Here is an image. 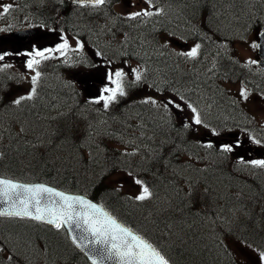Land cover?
Returning <instances> with one entry per match:
<instances>
[{
	"label": "rangeland",
	"instance_id": "obj_1",
	"mask_svg": "<svg viewBox=\"0 0 264 264\" xmlns=\"http://www.w3.org/2000/svg\"><path fill=\"white\" fill-rule=\"evenodd\" d=\"M115 1L116 0H109V6L106 3L105 7L102 9L91 8L89 9V13L86 14L85 11H81L78 9L73 10L72 8H65L68 12L64 13L61 9L55 8V4L59 2L57 0H54V2L52 3L48 2L45 6H42L39 0H35L34 4L39 8L33 7V9L35 11H41L40 9H42L43 13H46L47 15L49 14L51 17H53L54 19L51 20L60 24L61 31L50 30L46 27H40V25L37 24L35 26H37V28L40 29L43 34L49 31L51 33L48 36L43 35L38 38V40L32 41L31 45L28 46L27 49H24L22 47L16 48L15 52L11 48L9 42H7L6 37L10 36V32L16 26L31 25L30 23L32 21V18L16 11L14 7H12L10 11L5 14L2 11V7H0V54H9L5 55L4 60L0 61V73H2V77H5L9 80L8 83L4 84L1 82L0 78V91L5 92V95L4 97L2 96V99L4 98V101H6L9 106H6L3 109L15 112V115L8 113L6 117L0 116V145H2V148L6 149L7 146H13L15 149H17L15 153L18 151L16 156L21 157L23 149L21 147H16L15 143L12 144L10 141H6L3 137L5 134H7V132H18L20 129V124L22 126H27L28 128L32 126V123H30V115L20 116L19 113L21 112L18 111L19 109H23L26 106L29 108L30 106H37V104L43 103L45 105H49L51 114L55 115L58 112L64 110L67 105L73 103V105L75 106L73 110H92V115H99L103 112L107 113V111L103 107V102L99 108L94 104V101L97 100L96 98H99L98 86H115L108 79V73H114L116 70L122 69L126 73L124 84L129 85L128 89H130L129 91L131 96L118 95L121 98V101L119 103L117 101L113 102L111 103V106L107 108L108 112L112 111L113 114L122 115L124 113V117L121 120L120 124V127L122 128L120 136L117 133L111 135V133L106 131L108 123L99 124L96 122V120L92 122L90 121L88 125L89 128L87 126V123V127L85 126L84 129L79 127L81 130H89V132L92 134L90 143H92L95 148L94 154L96 153L97 155V153H104L106 155L107 152L113 153L117 151L116 149L122 152L129 150L131 146L127 145V141L133 140L132 137L128 135V133H130L129 129L134 128L136 130H141L142 125H144L145 123L146 124L144 125V128L148 131L140 132L144 137H148L150 143L159 142V140H153L150 134L153 123H158V118L154 117L158 115L157 112L144 114L140 109H127L125 107V103L130 102L135 105L138 104L139 98H141L143 101L148 98H152L162 104L167 98L175 97L178 100V96L181 95L184 97V102H186V104H191L194 107L205 110L204 118L202 119L204 123L211 120V122L218 121L221 124H211V127L215 130V132L211 133L212 136L215 135L216 137L221 138L223 136V133L226 131L221 130L220 127H224L225 125L223 124L228 123L230 120H234L236 117H240L241 120L250 121V123L244 124V127L238 124L235 125L241 127H233L232 124L229 127L230 129L228 128L227 130L231 131V133H234L235 137L238 138L236 141L232 139L236 144L237 141H239V144H237L238 146H242L244 149L248 148L253 153L254 151L263 153L261 156L256 157L255 154L253 156H249L248 152H244L243 155L247 156L251 160L263 158L264 96H259L251 91H248L249 95L245 100L240 95L243 88L239 83L230 85L226 84L223 86L221 85V82L220 84L214 82L220 86L221 90L224 91L226 96L230 91L233 99L235 100L233 101L234 105H236V107H239L236 100H238V102H241V104L244 105V108L247 111L246 114H236L237 111L233 108V106L228 104L225 107V103L222 101L215 100V102L209 103V105L202 103L206 99L205 96L212 92L211 89H209L205 85V80L209 78L212 79L213 74H208L209 77H207L203 66L201 68L202 72L200 73V75H194L193 71H191L190 74H186L187 70H184L182 68V60L180 58V56H184L179 55V53L187 51H184L183 49L177 50L173 47H168L171 46L169 42V36L159 35L160 39L162 40L161 44H159L160 42L156 41L158 39V36L156 38L152 36V34H154L159 27L163 34H166L167 30H180L185 34H189L190 32H197L198 29L200 30L199 32H201L202 29H209L210 27H212L213 22L212 24H210L209 18L206 17H204V20L200 21V23L192 20H186V8L188 7V5L191 7L194 5L198 6L204 1L191 0L192 4L187 5V3L175 4L176 0H151V3H153L154 1L157 2L158 6H160L163 11L159 14H154L151 17H138L136 19H128L127 16L131 12L141 11L142 9H145L147 7L149 8L150 6L147 4L146 0H118L117 4L114 6ZM218 2L219 1L214 4L215 6H212L209 9L211 10V15L214 16L215 20L221 18L223 31H225L226 33L233 32V34L235 33L234 35H237V37H242L243 35H245L246 30L248 29L247 26L251 25L252 23L244 20V18L246 19V16L237 17L235 16L236 14H231L229 12L221 10L224 4L222 6H218ZM8 4H11L12 6L14 5L11 0H0V6ZM181 5H183L182 8ZM202 8L205 7L200 6V9ZM229 8L230 7L226 5L223 9L228 10ZM167 12L170 13L169 16L167 15ZM191 12L192 14H195L198 11L192 10ZM103 16L104 20L100 18ZM122 16L125 17L124 20L126 22H120V24H118V19ZM261 18L264 21V14ZM238 19L245 21V23L243 22V25L245 27H238L237 25L234 26V23L237 22ZM69 25L73 26L74 29H72V31L63 29ZM221 25L214 26V29L218 31ZM230 28L231 30L229 31ZM214 29H211L210 31L212 32L214 31ZM251 30L252 31H250V35L246 37L247 40H245L244 42H238L236 43V46L235 44L232 46V50L236 52L237 58L239 57V59H243V61L253 60L256 57V49H253L251 47V44L256 41L257 35L255 37L254 33H257V29ZM104 35L110 36L112 40L110 41V38L107 37V39H105ZM84 36L85 39H87V41H90L91 45H93L92 47L86 44L87 41L82 39V37ZM63 38H66L69 44V50H67L66 55H60L59 52H54L52 53L51 58L47 60H41L42 63H45L47 65L51 64V69L48 70L47 67L42 66L41 77L37 85V96L31 101H24L20 106H11V101L13 99L18 96L27 95L30 92L32 88L31 77L35 75V71H39L38 65L35 66L34 70H30L26 67L27 61L31 59V56L28 55V53L30 52L26 54V51L55 48L57 45L63 42ZM76 38H79L81 41L79 42ZM78 43H83V49L78 48ZM216 44L218 43L216 42ZM162 45L165 47V50H161L158 48V46L162 48ZM217 47L221 50V52H224L221 45H218ZM128 52H130L131 58L134 57L138 58L139 60H146V67L145 65L143 66L142 64L137 63L135 60H131L127 55ZM164 52L168 55L161 57ZM45 55H48V53H45ZM37 59L40 58L37 57ZM62 64L64 66L60 68L59 66ZM5 65L11 66L5 67ZM135 68L140 69L142 73V79L138 81L139 83H143L141 88L134 83L135 78L131 70ZM159 68H161V70H159ZM170 68H172V70L174 71V75L179 73V76H175L178 79L182 76L189 75L190 83L186 82L188 84L180 87V90H176L173 85L169 83L171 89L165 93L159 90L156 91L151 89L149 87V83H147L148 81H151L152 83L159 82L162 77L167 82L168 80H170L171 77L167 78L168 75L172 74L171 70H169ZM145 76L146 78H144ZM85 77H88L90 79L87 82H84L83 79H86ZM80 80L83 84H85L84 87L79 82ZM175 83H177V81ZM78 89H80L82 92L85 90L86 92H83V94H81L77 98L76 92L78 91ZM126 90L127 89L124 88L125 93ZM55 92L59 93L60 95H57ZM212 94H215V92H212ZM66 98H70L68 102L65 101ZM73 98H75V100H73ZM210 100L213 101V98L211 97ZM178 102L180 101L178 100ZM146 104H149L151 111H154L155 108H159L152 105L151 103ZM186 104L184 106L183 112H185V114L189 116L188 121L192 122L193 114L191 110L186 106ZM161 108L163 110H166V113L169 114L168 109H165L163 107ZM171 111L173 112V116L175 112H177L179 115L183 113H180V111H177L175 109H171ZM34 112L35 111H33L32 113L34 114ZM228 112L234 114V116L225 115ZM145 116L148 117L146 118ZM35 117L38 116L36 115ZM168 120H171V122L173 121L172 118H169ZM7 123L12 124V127H8ZM211 127L209 126V128ZM195 130L197 131L195 132ZM205 130L206 128L203 124H193V126L190 127V132L192 131L193 133V135L190 136V139H195L196 141L194 143L196 148L194 149L193 154L196 156V160L184 159L181 162L185 166L192 165L201 173L205 172L204 167L206 165H210V163L207 161V157L205 156V151H202L201 149L203 147L205 148L204 145L208 144H204L205 138L208 137L206 135V132L205 134H202V131ZM207 130L210 131L208 128ZM174 132L177 133V131ZM175 133L171 131L169 135L173 134L174 136L180 138V135L178 133ZM182 137L183 134L181 135V138ZM230 137L233 136L225 138L229 139ZM250 137L260 139L262 143L255 144L252 139H250ZM143 147L145 149H148L149 144L146 142L144 143ZM112 149L114 151H112ZM85 152L87 157L92 156L91 154L89 155L87 150H85ZM119 153L121 154V152ZM225 157L228 167L230 166V164L236 162L229 157L228 153L225 154ZM121 160L123 159L121 158ZM218 161H221V159L218 158L217 162ZM128 169L129 168L125 167L123 168V172L114 171L113 181L119 186L120 189L135 196L139 192V186L133 182L134 175H128V172L126 171ZM242 175L247 178L250 174ZM200 177L207 180V176L204 177L203 175H201ZM182 197L186 199V192L184 193V195H182ZM257 211L259 210H256V212ZM242 218V215L236 217V214H234L233 224L238 221H243ZM218 219L220 220L219 217ZM10 220L13 219L0 220V225L6 226L5 228L1 229L0 238L3 239V235H7V241H12L18 247V250L20 252L19 256H21V254L23 253L28 252V254L33 257L32 252H41L40 254H42L43 257L39 259L37 258L35 264H52L50 260L48 262L46 259V256H48L49 259L53 258L52 251L50 250V252L48 251V249L46 250L40 242L32 239L34 234L40 228L23 220L21 224L13 226L10 232L9 229H7V226L12 225L11 223H9ZM214 237H216V235H214ZM1 239L0 241H2ZM240 240L243 239H241L240 237L230 236L227 231L222 232L221 241H223L224 245H227L228 251L235 255L236 264H264V259L260 258V252L256 251L255 247L253 246V242H247L243 240L245 243L241 244ZM196 246H198V244ZM68 252L70 253L71 250H68ZM26 263L32 264L30 259L26 260ZM54 264L75 263H68L63 260H59Z\"/></svg>",
	"mask_w": 264,
	"mask_h": 264
},
{
	"label": "trees",
	"instance_id": "obj_2",
	"mask_svg": "<svg viewBox=\"0 0 264 264\" xmlns=\"http://www.w3.org/2000/svg\"><path fill=\"white\" fill-rule=\"evenodd\" d=\"M34 1L25 0L24 5L30 4L34 8H39L35 6ZM203 1V4L192 7L188 5L192 4L191 0H176L175 3H187L186 18L188 21L192 20L200 23L204 20V17L209 18L210 24L213 22V26L202 30L210 31L214 29V26L222 24L221 18L215 20L209 9L215 6L217 0ZM226 1L223 8L226 5L230 8L228 10L222 8L221 10L236 14L238 17L246 16L244 20L247 22H252L258 16L262 17L264 14V1L248 0L246 4L237 3L235 0ZM39 2L42 6H45L48 2H54V0H39ZM55 6L64 13L68 12L65 8L71 9L69 6L62 7L60 2L56 3ZM200 6L205 8L200 9ZM40 10L39 16L47 19L46 24L48 26L54 25L48 21L54 18L43 13L42 9ZM190 10L198 12L192 14ZM101 18L104 20L103 17ZM243 22L245 23V21L238 19L234 26L245 27ZM222 28L223 25L218 30L221 33L216 29L213 32L224 36L222 33L225 31ZM197 32H190L189 34L198 37ZM230 36H234V34L230 33L226 35V38ZM169 70L172 73V68ZM1 82L3 83L2 78ZM215 85H210L208 88L213 91ZM55 93L60 95L57 92ZM76 93L78 94V92ZM4 95L5 92L0 91V109L6 106L9 107L4 98L2 99ZM70 98H66L65 101L68 102ZM74 107L71 103L66 106L67 110L70 111L66 110L55 115L51 114L49 105H46V108L35 105L19 109L20 116L30 115L32 126L28 128L20 124V128L25 129L27 139L24 136L17 137V132H9L4 135L5 140L8 139L12 144L15 143L16 147H21L23 153L21 157H17L18 151L15 153L17 149L13 146H7L5 149L0 145V152L3 153V158H0V174L24 181H46L66 191L86 193L96 201L103 202L108 210L112 211L121 220L140 230L173 264H231L230 259L236 264L233 254L223 247L224 244L220 243L222 232L225 231L230 236L240 237L244 241L253 242L254 246H261L264 249V175L258 176L255 172L253 177L248 176L246 178L237 171L227 170L224 162L223 166H220L221 162H217V159L210 154H208V162L211 165L204 167L205 172L201 173L196 168L187 172L186 168L183 167L184 164L180 161V155L182 154V148L194 152L193 142L189 140L192 134H189L188 131L185 132L183 135L184 141L173 134L169 135L171 131L173 133L176 131L174 123L172 124L170 121L168 122L169 125L165 126L159 120L151 128L153 140L156 139L159 142L151 143L147 150L130 147L129 150L124 152L116 149L117 151L113 153L107 152L106 155L97 153L96 155V153L94 154L95 148L90 143L91 139L85 140L86 135L90 133L88 130L90 121L96 120L99 124L108 123L106 131L111 135L117 133L120 136L122 131L120 124L124 113L122 115L113 114L112 111L108 112L105 109L107 113L103 112L99 115L96 114V116L91 114L93 113L92 110H73ZM33 111H35L34 114ZM13 112L8 110V113L15 115V112ZM36 115L38 117H35ZM0 116L4 115L0 113ZM86 123L88 131L81 130L80 128H85ZM7 126L12 127V124L7 123ZM65 136H69L71 139L65 142ZM81 141H84L85 146L83 148L80 147ZM85 150L92 156L87 157ZM112 151L114 150L112 149ZM121 167L129 168L126 170L128 173L131 172L134 176L143 179L153 191V198L143 202L128 199L133 195L120 189L113 181L114 171L123 172ZM198 175L207 176V180L201 177L198 180L190 179L191 176ZM259 177L261 181H259ZM185 192L187 194L186 200L194 206H198L196 202L197 195L203 196L204 199L210 197L208 202L201 205L218 212L219 215L216 218L214 230L208 231L206 228H201L200 232L202 233H196L191 227L194 222L192 215L186 213L175 214L180 211L177 206H183L180 201L176 200V196L182 197ZM256 210L259 211L256 212ZM234 214H236V217L242 215L243 221L233 224ZM203 216L207 220L208 217L205 213H203ZM200 219L204 220L202 215ZM13 220L15 219L13 218ZM23 220L40 228L32 239L40 242L46 250L52 251V259L46 256L48 262L50 260L54 264L59 260H63L68 263L90 264L85 256L69 242L65 230L53 229L28 219H17L11 223V226H7V229L11 232L12 227L21 224ZM5 227L0 225V231ZM197 227H201V225L197 224ZM190 236L202 239L189 240ZM2 238L0 239L6 245V252L8 248L15 252L17 264H27L26 260L28 259L32 264H35L37 258L43 257L38 249V253L32 252L33 257L28 252L19 256L20 252L15 243L7 241V235H3ZM175 240L181 245L180 247H176ZM197 242L208 247H202L200 244L196 246ZM68 250H71V252L69 253ZM3 255L0 254V257Z\"/></svg>",
	"mask_w": 264,
	"mask_h": 264
},
{
	"label": "snow or ice",
	"instance_id": "obj_3",
	"mask_svg": "<svg viewBox=\"0 0 264 264\" xmlns=\"http://www.w3.org/2000/svg\"><path fill=\"white\" fill-rule=\"evenodd\" d=\"M109 0H75L80 6L99 8L105 5ZM150 7L151 0H146ZM3 13H8L13 7L11 4L0 6ZM162 9L156 13L149 11L147 8L141 11L131 12L128 14V19H136L138 17H151L154 14H159ZM264 31L257 29V39L251 44L253 49H264ZM83 43H78V48L83 49ZM201 45L196 44L188 52L179 53L180 55L189 58H196L199 54ZM69 50V44L66 38L55 48H46L42 50H34L28 53L31 56L26 63V67L34 70L35 66L39 65L41 60L51 58L52 53L59 52L60 55H66ZM48 53V55H45ZM8 53L0 54V61L4 60ZM39 57L40 59H37ZM249 65L258 64V60H249ZM11 65H5L10 67ZM135 81L142 79L141 70L138 68L132 69ZM41 73L35 71V75L31 77L32 88L27 95L18 96L11 101V106H20L24 101H31L37 96V85L40 80ZM126 73L120 69L114 73H108V79L112 87H105L102 91L108 95H101L95 103H100L103 100V107L107 109L109 105L117 100V96L126 95L124 91V78ZM243 99H247L249 92L243 88L240 93ZM178 100L180 102H178ZM167 98L162 104L155 99L148 98L143 103H151L157 107H163L171 111L176 109L183 112L186 102L183 96ZM184 102V103H181ZM191 110L192 122H184L185 129L192 125H201L203 120L201 114L196 107L191 104H186ZM207 127V125H204ZM213 132L215 130L213 129ZM17 137L24 136L27 139L25 129L21 127L16 133ZM92 134L88 133L85 140H90ZM71 138L64 137V141L68 142ZM255 144H261L260 139L250 137ZM239 144V141H237ZM35 147V145H33ZM84 141L80 142V147L83 148ZM206 148H212L213 145L208 143L204 145ZM221 150L225 153H230L234 150L233 145L225 144ZM134 154V153H130ZM0 158H3V153L0 152ZM241 164H247L254 168L264 169V159H256L244 161L239 160ZM128 175L132 176L131 172ZM133 182L139 186V192L135 196H130L128 199L137 202H143L153 198V191L147 183L139 177L133 176ZM0 202H3L6 207L0 208V217H10L17 219H29L41 223L52 225L57 230H67L72 243L79 248L88 257L91 264H108L113 261L114 264H172L169 258L149 239H147L140 230L133 228L121 220L112 211L108 210L103 202H94L87 198V194H71L60 191L55 187H51L44 183H22L7 178H0ZM223 245V241L220 242ZM241 244L245 242L240 240ZM225 249L227 245H223ZM0 264H17L16 254L0 241ZM261 259H264V251L259 253Z\"/></svg>",
	"mask_w": 264,
	"mask_h": 264
},
{
	"label": "bare ground",
	"instance_id": "obj_4",
	"mask_svg": "<svg viewBox=\"0 0 264 264\" xmlns=\"http://www.w3.org/2000/svg\"><path fill=\"white\" fill-rule=\"evenodd\" d=\"M224 2H227L226 0H220L218 2V6H221L224 4ZM73 20V19H72ZM67 21V20H66ZM71 21V20H70ZM234 30V29H233ZM233 33V32H232ZM239 33V32H238ZM235 34V33H234ZM217 45H215L214 43H211L210 44V53H213V51L216 49ZM41 107H45L46 108V105L43 104V103H40V104H37V107L40 106ZM0 113L2 115H4V117H6V115L8 114V110L6 109H0ZM146 117V116H145ZM148 117V116H147ZM146 117V118H147ZM156 117V116H154ZM151 119V118H150ZM144 120V119H143ZM146 120V119H145ZM153 120V119H152ZM141 121V120H140ZM149 121V120H148ZM148 123V122H147ZM146 124V123H145ZM144 124V125H145ZM161 138V137H160ZM164 138V137H163ZM162 138V139H163ZM172 139V138H171ZM167 140V139H166ZM170 140V139H169ZM96 144V143H95ZM97 145V144H96ZM139 153V152H138ZM142 155V154H141ZM141 160V159H140ZM72 181V180H71ZM73 183V181H72ZM69 184V183H68ZM264 190V189H263ZM176 200L177 201H180L182 203L183 206L179 205V207L177 206L178 210H180L179 212H176L175 214H188V215H192L193 218H194V222L191 224V227L194 229V232L196 233H202L200 232V229L201 228H206L208 229V231L210 230H214L215 229V225H216V218L217 216L219 215L217 211L215 210H212V209H209V208H206L205 206L203 207L201 204H203L204 202H208L210 200V197H208V199H204L203 196L201 195H197L196 196V202L198 204V206H194L192 205V203H190L188 200H186L185 198H182L180 196H176ZM203 213H205L207 215V220H205L204 216H203ZM203 217L204 220H201L200 217ZM187 222V221H186ZM197 224H200L201 227H197ZM66 232V231H65ZM197 238L196 236H190V239H195ZM199 238V237H198ZM197 238V239H198ZM178 239V238H177ZM199 239H202V238H199ZM202 242H204L203 240H201ZM205 243V242H204ZM197 244H200V242H197ZM175 245L176 247H180L181 245L177 242V240H175ZM203 245V244H202ZM202 247H208L207 245H203ZM215 247V246H214ZM216 248V247H215ZM230 262L231 264H234L233 261L230 259Z\"/></svg>",
	"mask_w": 264,
	"mask_h": 264
},
{
	"label": "water",
	"instance_id": "obj_5",
	"mask_svg": "<svg viewBox=\"0 0 264 264\" xmlns=\"http://www.w3.org/2000/svg\"><path fill=\"white\" fill-rule=\"evenodd\" d=\"M70 1H74L75 2V0H70ZM262 42H264V41H262ZM259 55H260V61H259V64H260V67L262 66L263 68H264V49H259ZM0 178H6V177H2V176H0ZM8 179V178H7ZM9 179H11V178H9ZM11 180H13V179H11ZM15 181V180H14ZM20 182H22V181H20ZM22 183H27V182H22ZM32 183H42V182H32ZM44 184H47V183H45L44 182ZM47 185H49V186H51V187H54V186H52V185H50V184H47ZM56 189H58V190H60V191H63V190H61V189H59L58 187H55ZM65 192V191H64ZM67 193H71V194H77V193H74V192H68L67 191ZM79 194H81V193H79ZM87 198L88 199H90L88 196H87ZM90 200H93L92 198L90 199ZM94 201V200H93ZM94 202H96V201H94ZM4 207H6V205L3 203V202H0V208H4ZM52 226V225H51ZM67 234H68V238H69V233H68V231H67ZM79 249V248H78ZM84 253V252H83ZM85 254V253H84ZM87 257V256H86ZM88 258V257H87ZM108 264H114V262L113 261H109L108 262Z\"/></svg>",
	"mask_w": 264,
	"mask_h": 264
},
{
	"label": "flooded vegetation",
	"instance_id": "obj_6",
	"mask_svg": "<svg viewBox=\"0 0 264 264\" xmlns=\"http://www.w3.org/2000/svg\"><path fill=\"white\" fill-rule=\"evenodd\" d=\"M7 41L10 43V44H15V43H17V45H20L22 48H24V49H26L27 47H28V44L29 43H31V42H26V43H24V42H19V41H17V40H13L12 38H7ZM224 111H227V110H224Z\"/></svg>",
	"mask_w": 264,
	"mask_h": 264
}]
</instances>
